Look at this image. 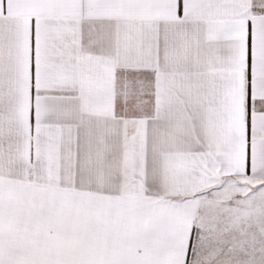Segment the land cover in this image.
Instances as JSON below:
<instances>
[{"label":"snow or ice","instance_id":"1","mask_svg":"<svg viewBox=\"0 0 264 264\" xmlns=\"http://www.w3.org/2000/svg\"><path fill=\"white\" fill-rule=\"evenodd\" d=\"M0 264H264V0H0Z\"/></svg>","mask_w":264,"mask_h":264}]
</instances>
